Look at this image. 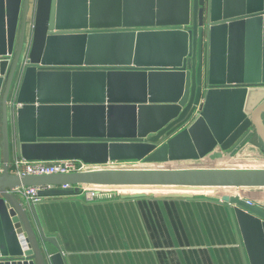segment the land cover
Returning <instances> with one entry per match:
<instances>
[{
    "label": "water",
    "instance_id": "obj_1",
    "mask_svg": "<svg viewBox=\"0 0 264 264\" xmlns=\"http://www.w3.org/2000/svg\"><path fill=\"white\" fill-rule=\"evenodd\" d=\"M263 112L264 0H0V264H68L19 186L264 187V168L216 164ZM13 153L100 166L19 176ZM124 161L143 164L106 167ZM244 194L156 195L226 205L249 264H264V196Z\"/></svg>",
    "mask_w": 264,
    "mask_h": 264
},
{
    "label": "crops",
    "instance_id": "obj_2",
    "mask_svg": "<svg viewBox=\"0 0 264 264\" xmlns=\"http://www.w3.org/2000/svg\"><path fill=\"white\" fill-rule=\"evenodd\" d=\"M261 119L263 128L255 124L229 150L224 165L264 168L257 165L264 159V112ZM134 192L146 190L123 193ZM38 208L68 264H249L229 209L210 198L121 193L87 201L74 194L52 195L42 196Z\"/></svg>",
    "mask_w": 264,
    "mask_h": 264
},
{
    "label": "built area",
    "instance_id": "obj_3",
    "mask_svg": "<svg viewBox=\"0 0 264 264\" xmlns=\"http://www.w3.org/2000/svg\"><path fill=\"white\" fill-rule=\"evenodd\" d=\"M34 23H31V29L33 28ZM32 31L29 34L26 54L24 58V63L27 61V56L31 47L32 43ZM12 56H8L10 60ZM21 80V74L16 76L14 86L15 92L19 87ZM13 97V99H14ZM202 102V101H201ZM12 108L14 107V102L12 101ZM200 106H197L195 114L199 112ZM110 164V163H109ZM97 166L100 165H92L88 163H84L80 160L75 159H63V160H53V161H44V160H27L25 158L18 157L17 155L14 156L10 161L9 170L11 173L24 176V175H44V174H55V173H71V172H84L88 170H93L98 168ZM43 187L41 186H19L12 190L24 203L27 207H31L32 205L39 204L42 199V196L39 195L40 190ZM46 188H60L64 190H73V194L76 196H81L87 201H95L99 199L107 200L112 199L116 196H119L121 193L112 191L109 189H104L100 187L92 186L91 184H63L60 186H48ZM252 203L251 201H249ZM6 257L0 256V262L5 261Z\"/></svg>",
    "mask_w": 264,
    "mask_h": 264
},
{
    "label": "bare ground",
    "instance_id": "obj_4",
    "mask_svg": "<svg viewBox=\"0 0 264 264\" xmlns=\"http://www.w3.org/2000/svg\"><path fill=\"white\" fill-rule=\"evenodd\" d=\"M229 158V157H228ZM227 160V159H226ZM224 160L223 161H218L216 162V164H222L224 165ZM92 186H95V187H100V188H104V189H109V190H112V191H116V192H120V193H123L125 191H128V190H132L133 189V186H137V185H104V184H91ZM160 185L164 186V185H172V184H155V185H151V186H154L156 187L158 190L155 192V195L156 194H160V193H168V192H191V193H198V192H204V193H207V194H215V193H218L220 192L221 190H231L230 188L232 187H220V186H211V185H195V186H186V187H182L180 188L179 186L177 187H160ZM138 187V186H137ZM137 187H134V188H137ZM235 191V190H234ZM222 192V191H221ZM235 193L237 195H245L244 193H246V195H250V196H253L255 194H257L256 196H260V197H263L264 196V192H261L260 194L258 193H251V194H248L247 192H242V191H235Z\"/></svg>",
    "mask_w": 264,
    "mask_h": 264
},
{
    "label": "rangeland",
    "instance_id": "obj_5",
    "mask_svg": "<svg viewBox=\"0 0 264 264\" xmlns=\"http://www.w3.org/2000/svg\"><path fill=\"white\" fill-rule=\"evenodd\" d=\"M232 156V158L233 159H235L236 157L234 156V155H231ZM230 159V158H229ZM234 161V160H233ZM230 163H233V162H229L228 164H230ZM142 162L140 163V162H136V161H128V162H115V163H110V164H108L106 167H109V168H111V167H114V168H127V167H138V166H142ZM260 164H262L261 166H264V159H262V163H257V165L259 166ZM224 166V165H223ZM226 166V165H225ZM228 166H230V165H228ZM97 167H99V166H97ZM101 168H102V166H101ZM180 184H172V185H164V186H162V185H160V187L162 186V187H169V188H171V187H177V186H179ZM138 186V187H137ZM137 186H133V189L132 190H134V189H144V191L146 190V192H143V193H147V192H149L148 194H152L153 192H150L149 191V189L151 188V189H153V190H155L156 189V187H154V186H151V185H137ZM182 186H195V185H182ZM134 187H137V188H134ZM231 190H227L228 192L229 191H239V188L237 189V188H235V187H232V188H230ZM240 189H242V191H250V194L251 193H261V192H264V187H249V188H240ZM222 192L223 191H225V190H221ZM220 191V192H221ZM234 191V192H235ZM194 194H203V195H209V194H207V193H204V192H198V193H196V192H194ZM211 194V193H210ZM197 196H199V195H197ZM201 196V195H200Z\"/></svg>",
    "mask_w": 264,
    "mask_h": 264
}]
</instances>
